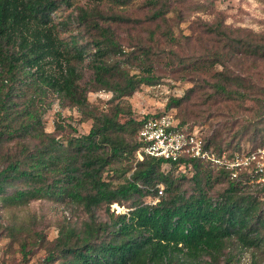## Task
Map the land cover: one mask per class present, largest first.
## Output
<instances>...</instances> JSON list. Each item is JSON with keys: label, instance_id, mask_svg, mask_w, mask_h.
I'll use <instances>...</instances> for the list:
<instances>
[{"label": "trees", "instance_id": "trees-1", "mask_svg": "<svg viewBox=\"0 0 264 264\" xmlns=\"http://www.w3.org/2000/svg\"><path fill=\"white\" fill-rule=\"evenodd\" d=\"M62 1L0 0V200L6 207L43 198L68 200L88 215L81 227H60L43 264H220L233 239L243 249L264 244V185L249 174L233 179L224 167L200 159L173 161L145 155L140 160L138 152L144 143L139 132L151 116L123 123L122 109H118L112 115L104 114L89 134L67 143L45 132L43 118L52 105V101L46 103L49 95L56 94L69 106L81 109L89 104L75 61L83 55H75L73 41L60 39L53 25L48 26ZM147 3L154 7L163 4L162 0ZM168 13V8H157L151 18L168 22ZM54 25L61 27V23ZM206 31L219 43L228 40L235 55L264 59V42L256 36L233 41L221 22ZM167 36L176 40L171 30ZM216 63L219 60L213 66ZM225 70L228 68L218 72L213 86L217 95L237 103L252 101L258 107V115L241 125L236 139L264 123V100L259 97L264 89L247 77L227 75ZM145 72L126 73L120 82L97 72L95 80L121 99L131 97L144 84L158 82L152 66ZM133 124L136 141L132 143L127 128ZM180 124L196 130L184 120ZM225 130L229 132V128ZM199 134L219 156L230 158L244 149L231 142L223 146L225 139L217 142ZM263 144L264 139L252 147ZM117 160L134 162L120 176L124 179L114 184V178L107 181L104 174ZM164 164L184 174L174 178L162 171ZM187 170L194 173L191 194L181 183ZM213 176L214 181L227 183L216 196L208 190ZM158 184L164 186V196L150 203L145 198L158 197ZM130 201L128 213H110L112 204ZM104 206L108 220L101 221L98 211Z\"/></svg>", "mask_w": 264, "mask_h": 264}, {"label": "rangeland", "instance_id": "rangeland-1", "mask_svg": "<svg viewBox=\"0 0 264 264\" xmlns=\"http://www.w3.org/2000/svg\"><path fill=\"white\" fill-rule=\"evenodd\" d=\"M162 2L154 7L147 0L62 1L55 14L49 17L48 26H54L52 30L60 39L73 41L75 55H83L75 61L79 83L87 89L89 104L81 109L69 106L56 94L49 95L46 103L52 101V105L43 118L45 132L67 143L97 128L104 114L112 115L122 109L120 121L123 123L139 122L164 111L172 112L207 139L216 138L217 142L225 139L223 146L231 142L233 147L238 144L250 148L263 141L264 123L259 128L251 127L247 135L234 138L242 124L253 121L258 115L257 105L252 101L237 103L217 95L213 86L218 81V72L226 67L227 75L247 77L264 89V59L235 55L228 40L219 43L214 35L207 33L206 27L221 22L233 41L235 37L256 36L255 39L264 42V0ZM157 8H168V22L152 20ZM57 23H61V27H55ZM169 30L175 41L167 36ZM216 60L220 63L213 66ZM150 66L158 82L140 86L131 97L116 98L113 91L100 87L95 80L98 72L112 82H120L126 73L145 75L146 67ZM259 97L264 100V93ZM238 121L240 125L235 126ZM225 128H229L228 133ZM134 130L135 124L127 128V138L132 143L136 141ZM131 163L115 161L104 179L114 178V184L121 182L124 177L120 176ZM133 171L126 176L130 177ZM162 171L179 179L184 174L168 164L163 165ZM193 175L187 170L186 179L181 181L185 189L191 190L190 194L194 190ZM210 186L209 195L216 196L227 183L216 182L213 176ZM158 187L165 190L161 184ZM160 198L158 195L145 200L157 203ZM131 203L114 204L128 213ZM108 213L106 206L102 207L98 211L100 220H108ZM87 219L82 208L68 200L43 198L12 207H6L0 200V264H43L49 254L48 248L53 247L59 236L60 227H81ZM229 244L220 264H264V244L249 249H243L235 239Z\"/></svg>", "mask_w": 264, "mask_h": 264}, {"label": "built area", "instance_id": "built-area-1", "mask_svg": "<svg viewBox=\"0 0 264 264\" xmlns=\"http://www.w3.org/2000/svg\"><path fill=\"white\" fill-rule=\"evenodd\" d=\"M139 137L144 143L138 152L140 160L145 155L173 161L185 157L200 159L224 167L233 179L249 174L254 182L264 185V144L244 148L230 158L219 156L206 146L197 129L190 131L181 127L180 120L172 112L149 117L140 129ZM159 195H163L162 188ZM112 210L118 214L125 213L119 209L118 204H113Z\"/></svg>", "mask_w": 264, "mask_h": 264}]
</instances>
